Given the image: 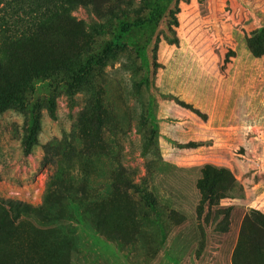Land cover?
<instances>
[{
	"label": "rangeland",
	"instance_id": "374dc122",
	"mask_svg": "<svg viewBox=\"0 0 264 264\" xmlns=\"http://www.w3.org/2000/svg\"><path fill=\"white\" fill-rule=\"evenodd\" d=\"M32 3L0 0V264L18 228L46 264H264V0H80L66 36Z\"/></svg>",
	"mask_w": 264,
	"mask_h": 264
},
{
	"label": "trees",
	"instance_id": "16d2710c",
	"mask_svg": "<svg viewBox=\"0 0 264 264\" xmlns=\"http://www.w3.org/2000/svg\"><path fill=\"white\" fill-rule=\"evenodd\" d=\"M43 2H45V6L42 5ZM32 4L39 13H41V10H45L50 18H60L64 20L65 24L62 36H66L70 33L71 35H73V19L72 17H70L69 12L72 11V9H74L77 5H80V0H33ZM22 26L23 25H20V28H26ZM39 28L40 27L38 25H35L32 29H28L27 31H25V33H22L20 38H23L25 34L26 37L31 38V34L35 33L37 30H39ZM55 41L56 39L52 40L51 42L54 43ZM48 46H46V48ZM110 50L111 46L107 45L105 47V52L107 53ZM41 70L42 69H40L38 72H40ZM10 88L13 89L14 87L11 85ZM10 105H20L19 97L13 92L5 93V95L0 97V110H3ZM65 147L69 152L72 151V147L70 144H66ZM49 149H51V147ZM54 153L56 158L58 156L60 158L63 157V153H57V151H54ZM232 181L233 179L231 175L227 171H224L222 168L217 169L209 165H205L200 171V178L196 182V188L201 196H205V194L208 195L210 203L213 204L214 200H220L224 198V192L233 187ZM7 205L8 207L6 211L8 212V214L11 212L9 211L10 209L16 210L15 213L12 214L13 218H17L19 216V209L22 210L21 212L27 214L38 211L37 209L31 208L27 205H23L21 203L17 205H10V203H8ZM3 253L4 258L6 259L5 264H46L40 257L30 237L25 234L22 229L19 228L5 243Z\"/></svg>",
	"mask_w": 264,
	"mask_h": 264
}]
</instances>
